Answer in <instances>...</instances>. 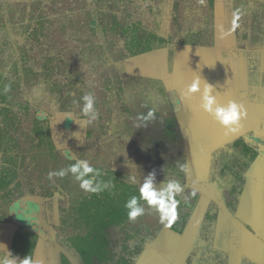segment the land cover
I'll return each mask as SVG.
<instances>
[{"label":"rangeland","instance_id":"374dc122","mask_svg":"<svg viewBox=\"0 0 264 264\" xmlns=\"http://www.w3.org/2000/svg\"><path fill=\"white\" fill-rule=\"evenodd\" d=\"M227 1L228 16L264 14V0ZM231 24L225 19L222 27ZM215 27L213 0L203 6L197 0H0V89L11 84V91L0 95V227L15 226L8 231L13 255L29 254L37 234L49 247H61L60 262L62 256L71 262L84 256L93 257V264H129L136 255V264L138 252L153 247L159 252L176 247L175 255L180 240L164 246L161 232L170 228L162 231L155 211L146 210L134 222L127 219L123 204L138 192L125 183L126 175L137 172L142 182L155 170L157 184L166 176L178 178L185 193L195 188L186 186L185 172L175 175L176 164L204 151L193 146L209 134L200 139V134L172 137L165 131V122L176 119L166 87L176 46L209 44ZM86 91L95 93L101 115L84 126L72 101ZM149 109H155L154 118L138 119ZM241 137L223 150L209 148L218 151L209 189L228 184L261 160ZM66 155L88 158L103 179L113 180L115 189L106 192L120 208L117 220L86 222L76 208L85 202L91 209L94 194L81 190L71 175L47 178L48 171L74 162ZM255 168L261 173L260 165ZM198 189L196 198L181 203L174 223L191 217L197 223L212 212L213 196ZM172 229L182 231L175 224ZM188 251L185 246L178 252L179 264Z\"/></svg>","mask_w":264,"mask_h":264},{"label":"crops","instance_id":"0c3cea01","mask_svg":"<svg viewBox=\"0 0 264 264\" xmlns=\"http://www.w3.org/2000/svg\"><path fill=\"white\" fill-rule=\"evenodd\" d=\"M226 2L229 4L227 0H213L216 27L211 43L196 41L176 46L166 87L176 115V131L200 134V139L201 133L209 134L201 145L193 146L195 152L200 148L204 151L196 152L185 161L188 166L185 184L196 189L201 187L200 192L205 197L210 193L215 206L210 214L201 215L200 221H195L197 223L192 217L182 222L180 233L174 232L172 226L161 232L165 247L167 244L177 245L180 240L175 255L172 252L176 247L170 251L164 249L166 252H159L155 247L145 248L138 255L136 264H179L178 252L185 246L189 251L183 261L191 259L193 262L204 254V259H211V264H264V14H257L255 10L252 18L236 11L228 16ZM258 8L262 11L261 6ZM225 19L231 23L235 21L234 31H231L232 24L231 28L222 27ZM221 31L227 34L221 36ZM252 42L259 45L253 46ZM197 77L201 82V92L207 82L213 85V94L218 102L226 104L231 99L247 109V117L242 119L237 132L226 134V129L199 107L201 92L187 98L183 95L188 84ZM239 135L260 156L261 160L255 166H261V173H257L253 166L239 176L243 178L238 191L239 178H233L232 185L231 181L224 186L215 183V188L209 189L207 184L211 182L209 176L213 173L215 155ZM209 148L218 151L211 153ZM11 227L15 228L6 223L0 227V242L5 243L8 249ZM45 241L42 237L37 239L32 258L41 264H61V247H49ZM72 264L79 263L74 259Z\"/></svg>","mask_w":264,"mask_h":264},{"label":"clouds","instance_id":"9594fccd","mask_svg":"<svg viewBox=\"0 0 264 264\" xmlns=\"http://www.w3.org/2000/svg\"><path fill=\"white\" fill-rule=\"evenodd\" d=\"M197 2L201 6L205 4V0H197ZM236 26L235 21H233L231 31H234ZM226 34L221 31V36ZM10 91L11 84H4L2 89H0V95L7 94ZM197 92H201V82L198 77L188 84L183 95L187 98ZM72 103L80 108L84 126L91 125L100 118L101 114L97 106V97L93 91L84 92L79 100L74 99ZM199 107L219 122L226 129V134L228 132H237L241 127L242 119L247 117V109L243 104L231 99L226 104L218 102L217 97L213 94V85L207 82L201 92ZM154 112L155 109H149L146 115L138 116V119L145 121L152 119L154 118ZM66 158L74 162L58 170L48 171L47 178L49 180H52L53 177L62 179L71 175L81 190L92 194L115 189L113 180L111 178L103 179L104 173L100 168L94 166L88 158H76L67 155ZM128 164L131 168L136 169L137 167L133 161ZM187 171L188 166L186 164L179 162L176 164V176ZM126 177L127 182L125 183L134 185L138 192V195H130L123 204L129 221H136L138 217L145 214L146 210L151 209L157 213L159 222L166 228H170L178 219V209L181 203L188 204L190 200L198 195L195 188L185 193L184 186L178 178L165 176L164 180L157 184L155 170L144 175L142 182H140L139 173L137 172H129ZM0 250H3L4 253L0 255V264H41V262L34 260L30 255H26L22 259L13 255V252L3 242H0Z\"/></svg>","mask_w":264,"mask_h":264},{"label":"trees","instance_id":"16d2710c","mask_svg":"<svg viewBox=\"0 0 264 264\" xmlns=\"http://www.w3.org/2000/svg\"><path fill=\"white\" fill-rule=\"evenodd\" d=\"M128 30L129 29L127 27H125V31H128ZM131 31H134V29H132ZM173 121H175V120L171 119V120H167V122H166V126H167L166 131L171 133L170 135L173 134L172 137L175 136L174 134H176V132H177L176 128H175L177 126V124L174 123ZM110 173H114L116 175V173L111 171V170H110ZM93 197H94L93 198L94 201L89 202V207L91 209L84 207L85 202H83L79 207L76 208L77 211H80L81 213L85 214L83 216V218L86 222H90L92 220L96 221V219L98 220L100 218H106V220L105 219L102 220V221H105L103 224V225H105L111 221L117 220L118 216L120 215V208H117V206L115 204L116 201H114L111 198V195L108 192L100 193V195L94 194ZM17 237H18V235L16 236L14 242L17 240ZM80 238L81 237H79V239ZM34 246L35 245L33 243L32 249L34 248ZM32 249H31V252L27 255L32 256V251H33ZM14 250H15V248H14ZM139 253H140V251L138 252V255H139ZM90 255H91V253H90ZM138 255H137V257H138ZM80 257H81V260L84 264H93V257L89 258L91 261L84 259V256H80ZM61 259H62V262H61L62 264H71L68 259L64 258V256H62ZM134 260H132V262ZM132 262L129 264H132Z\"/></svg>","mask_w":264,"mask_h":264},{"label":"flooded vegetation","instance_id":"af4514ba","mask_svg":"<svg viewBox=\"0 0 264 264\" xmlns=\"http://www.w3.org/2000/svg\"><path fill=\"white\" fill-rule=\"evenodd\" d=\"M184 36H186L185 34H183V36H182V34H179V37H181V38H184ZM165 40V39H164ZM183 41H185V39L183 40ZM164 129H165V131H166V129H167V126H166V122H165V124H164ZM242 138V137H241ZM242 141H244L243 140V138L241 139ZM245 148L247 149V150H250L251 152H256L255 150H253L250 146H245ZM257 153V152H256ZM117 171V170H116ZM239 178V177H238ZM243 178V177H242ZM241 177L239 178L240 180L242 179ZM236 179V178H235ZM97 194H99L100 195V193H97ZM181 223L182 222H177V223H175V225H177V226H181ZM38 235V237H42V236H40L39 234H37ZM38 239V238H37ZM37 239H36V241H37ZM15 240V239H14ZM13 240V241H14ZM35 244V243H34ZM35 247V246H34ZM33 252H34V248H33V251H32V257H33ZM138 255V254H137ZM205 256L206 255H202L201 257H199L196 261H193V262H191L190 260L191 259H188V262L190 263V264H211V259H204L205 258ZM80 257V256H79ZM136 258V255H134V258L133 259H135ZM68 259V258H67ZM74 259H76L75 257H74ZM80 259H81V257H80ZM69 260V259H68ZM77 260V259H76ZM82 261V260H81ZM81 261H79V260H77V262L79 263V264H81ZM211 261V262H210ZM69 262L72 264V262L69 260ZM82 264H84L83 262H82Z\"/></svg>","mask_w":264,"mask_h":264}]
</instances>
